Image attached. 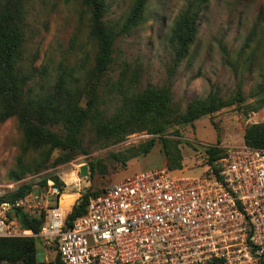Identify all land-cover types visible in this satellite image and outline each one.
<instances>
[{
    "label": "rangeland",
    "instance_id": "rangeland-1",
    "mask_svg": "<svg viewBox=\"0 0 264 264\" xmlns=\"http://www.w3.org/2000/svg\"><path fill=\"white\" fill-rule=\"evenodd\" d=\"M131 1L106 0L105 20L119 25ZM184 3L185 0H146L143 21L116 37L113 59L100 84V107L109 115L122 93L130 96L147 85L167 86L171 107L181 113L191 100L215 91L229 103L191 122L169 121L163 132L178 131L182 156L179 169L185 175L196 176L205 168L206 147L216 145L225 150L241 144L243 129L264 117L263 108L248 110L264 95V0H207L197 14L195 37L186 56L175 63L167 35ZM22 28L19 65L30 76L28 84L34 91L44 90L61 70L71 72L77 84H82L85 70L92 64L95 45L88 34V13L80 0H25ZM237 94L240 99L233 100ZM51 129L61 130L58 125ZM80 137L82 152L73 153L62 163H53L60 150H53L46 160L44 148L27 151L23 160L27 171L19 182L36 184L44 176L54 175L62 182L65 193L80 195L165 165L158 141L147 154L121 161L127 148L152 137L144 131L112 142L85 126ZM21 141L17 119L10 116L0 120V183L12 181L6 174L15 166ZM91 162L103 167H94L90 174ZM37 240L36 260L53 264L52 248Z\"/></svg>",
    "mask_w": 264,
    "mask_h": 264
},
{
    "label": "built area",
    "instance_id": "built-area-1",
    "mask_svg": "<svg viewBox=\"0 0 264 264\" xmlns=\"http://www.w3.org/2000/svg\"><path fill=\"white\" fill-rule=\"evenodd\" d=\"M214 172L189 176L165 165L133 173L68 221L65 191L46 178L9 200L21 182L0 183V238L36 236L62 264H257L264 258V148L228 146ZM20 208L43 213L39 230L22 229Z\"/></svg>",
    "mask_w": 264,
    "mask_h": 264
},
{
    "label": "trees",
    "instance_id": "trees-1",
    "mask_svg": "<svg viewBox=\"0 0 264 264\" xmlns=\"http://www.w3.org/2000/svg\"><path fill=\"white\" fill-rule=\"evenodd\" d=\"M24 1L0 0V120L14 116L22 133L21 150L15 156V166L6 174L9 180L17 181L27 171L23 162L27 151L44 148L43 159L46 160L53 150H60L61 153L53 160L55 164L67 161L75 152H82L80 135L85 126L112 142H119L128 134L144 131L152 137L127 148L121 161L125 163L130 158L147 154L158 141L165 166L179 169L182 159L178 147L179 133L176 130L163 133L169 121L176 124L191 122L229 103L212 91L204 98L191 100L181 113H177L170 105L167 86L147 85L130 96L122 93L115 110L109 115L104 112L100 107V84L104 82L103 77L113 59L115 39L143 21L146 0H132L119 25L109 24L105 20L108 11L106 0H80L88 13V34L95 45L92 64L85 70L82 84H77L71 72L61 70L44 90L34 91L28 84L30 76L23 73L19 65ZM206 1L185 0L174 16L168 29L167 42L175 63L186 56L195 37L197 14ZM117 83H121L119 78ZM237 99H240L238 94L233 100ZM248 107L250 111L261 108L264 111V95ZM54 125L60 126L61 130L53 131L51 127ZM242 143L264 148V117L262 121L243 129ZM224 152L216 145L206 147L205 165L216 172L220 167L216 162L223 157ZM89 165L90 174L94 167L102 166L99 162ZM46 178H52L58 186L63 185L54 175L44 176L39 183L44 184ZM104 189L86 190L78 194L66 219L70 221L84 213L88 198L99 195ZM31 190L30 183H21L4 197L13 200ZM14 216L22 229L33 233L39 230L43 222L42 212L38 216H31L15 208ZM37 239L36 236L0 238V264H45L35 258ZM52 250L53 264H62L55 252L56 248L52 247ZM257 264H264V258Z\"/></svg>",
    "mask_w": 264,
    "mask_h": 264
},
{
    "label": "bare ground",
    "instance_id": "bare-ground-1",
    "mask_svg": "<svg viewBox=\"0 0 264 264\" xmlns=\"http://www.w3.org/2000/svg\"><path fill=\"white\" fill-rule=\"evenodd\" d=\"M75 195L67 192V193H64L63 195V199L61 201V204L62 206H67L68 204H70V202L73 200Z\"/></svg>",
    "mask_w": 264,
    "mask_h": 264
}]
</instances>
